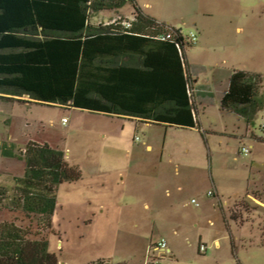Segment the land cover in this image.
Listing matches in <instances>:
<instances>
[{"label":"rangeland","instance_id":"374dc122","mask_svg":"<svg viewBox=\"0 0 264 264\" xmlns=\"http://www.w3.org/2000/svg\"><path fill=\"white\" fill-rule=\"evenodd\" d=\"M135 1L143 14L168 24L187 41L198 36L187 61L206 68L201 83L216 93L211 107L198 103L199 131L23 98L27 107L11 106L7 118L0 114V190L13 197L10 178H24L23 151L32 142L65 154L82 180L59 188L51 229L44 216L6 209H0V224L11 212V222L17 221L33 241L48 244L59 264H264V144L241 143L247 122L220 113L222 87L232 72L264 78V0ZM134 7L130 2L121 11L126 18L91 14L90 26L119 22L129 28ZM256 101L264 106V82ZM242 113L249 120L259 115L251 107ZM262 115L251 122L254 134L264 127ZM243 147L253 148L250 156L241 155ZM161 244L167 254L154 259ZM201 246L208 249L206 255L199 252Z\"/></svg>","mask_w":264,"mask_h":264},{"label":"trees","instance_id":"16d2710c","mask_svg":"<svg viewBox=\"0 0 264 264\" xmlns=\"http://www.w3.org/2000/svg\"><path fill=\"white\" fill-rule=\"evenodd\" d=\"M130 2L135 4L133 0H0V95L145 125L196 129L201 97L210 102L214 97L197 87L198 70L183 62L179 49L187 45L179 31H174L175 42L159 41L162 31L157 22L136 6L131 28H122L119 22L107 28L90 26L91 14L118 11ZM140 25L151 33L137 30ZM261 82V76L234 73L221 109L241 117L246 107L264 112L256 101ZM25 158V176L13 180V197L0 190V209L44 216L51 229L59 188L78 183L82 173L48 145L30 143ZM0 264L59 261L48 244L33 241L16 223H3Z\"/></svg>","mask_w":264,"mask_h":264},{"label":"crops","instance_id":"0c3cea01","mask_svg":"<svg viewBox=\"0 0 264 264\" xmlns=\"http://www.w3.org/2000/svg\"><path fill=\"white\" fill-rule=\"evenodd\" d=\"M134 2H135V6L138 8V9H140L139 8V6H138V4H137V2L135 1V0H133ZM127 5H129V3L127 4ZM126 5V6H127ZM125 6V7H126ZM124 7V8H125ZM123 8V9H124ZM123 9H121V10H118V11H112V12H103L102 14H101V17L104 15V16H107L108 14H110V15H112V16H115V17H125V16H123L122 14H121V11L123 10ZM134 9H135V7H134ZM141 10V9H140ZM142 11V10H141ZM143 13V12H142ZM135 15H136V13H134L133 12V14H132V16H133V18L135 17ZM143 16L144 17H146V18H149V19H152L151 17H149L148 15H145V14H143ZM126 18V17H125ZM153 21H155L154 19H152ZM156 22V21H155ZM158 23V22H157ZM164 25H167V26H169L168 24H164ZM188 52V51H187ZM187 64L190 66V63H188V61H187ZM191 68H194L195 70H198V75L196 76V85H197V87H200V88H206L207 90H209L210 91V93H211V95H213V97L215 98V96H216V93H215V90L213 89V87L211 86V85H209V84H202L201 83V80H202V77H204L205 75H207V70H206V68L205 67H203V66H199V65H192V66H190ZM237 72V71H236ZM236 72H232V74L229 76V77H227V79H226V81H225V83L223 84V92L221 93L222 94V98H221V103H222V101H223V99H224V97L227 95V93H228V91H229V88H230V80H231V78H232V76L234 75V73H236ZM243 73H245V72H243ZM249 74V73H248ZM207 97V96H206ZM5 98V99H4ZM9 100H12V101H16V102H13V103H9ZM209 100V98L207 97V98H204L203 96L201 97V99H200V101H199V105L201 106V107H211V104H212V102H210V101H208ZM17 101H20V102H17ZM23 101V99H19V98H15V99H10V98H8V97H6V96H1L0 95V102H2L1 103V106H2V108H0V114L2 115V116H5V118H7V114H6V111L8 112L10 109H11V106L12 107H23V106H28V104H26L25 102H22ZM23 104H22V103ZM221 103H220V106H221ZM6 107H10V108H7L6 110H5V112H3L4 111V109L6 108ZM57 108H59V107H57ZM64 110H74V109H72V108H64ZM199 110V109H198ZM76 111V110H75ZM221 112V114L224 112V113H228V112H225V111H223L222 109L220 110ZM230 114H233V113H230ZM263 112H261V113H259V115H255L254 117L255 118H257V117H262L263 115ZM246 115H243L241 118L242 119H244L247 123H246V126H245V129H246V131H245V134L243 133L242 135H240V141H241V143L242 142H245V141H247V142H259V143H261V144H264L259 138V135L258 134H254L253 132H251V122L255 119H253V120H249V119H246V117H245ZM4 118V119H5ZM116 119V118H115ZM117 119H120V118H117ZM261 119H263V118H261ZM6 120V119H5ZM125 120V119H124ZM125 121H129V122H133V123H138V124H144L143 122H141V121H139V120H129V119H126ZM5 123H7L8 125L11 123V121L10 120H7ZM194 131H199V129L198 128H196V129H193ZM235 136V135H234ZM28 143H29V141H28ZM33 143V142H32ZM35 144V143H34ZM0 146H1V141H0ZM251 149H253L252 147H251ZM147 150L148 151H151V148L150 147H148L147 148ZM4 154V152L2 151V148H0V156H2ZM23 154L25 155L26 154V151H23ZM25 161H26V159H25ZM27 165V164H26ZM26 171V170H25ZM16 176V175H15ZM11 180H12V182H13V180L14 179H18L17 177H15V178H10ZM14 184V183H13ZM179 191H181V189H179ZM262 206V205H261ZM11 213V212H10ZM8 214V215H4L3 216V218L2 219H5L6 218V222H11V219H10V217H11V214ZM9 217V218H8ZM0 220H1V217H0ZM6 222H2V223H6ZM12 223V222H11ZM15 223H16V225L18 224V222L17 221H15ZM216 246L217 247H219L220 246V244H219V242L217 241L216 242Z\"/></svg>","mask_w":264,"mask_h":264},{"label":"built area","instance_id":"2783aa9c","mask_svg":"<svg viewBox=\"0 0 264 264\" xmlns=\"http://www.w3.org/2000/svg\"><path fill=\"white\" fill-rule=\"evenodd\" d=\"M130 26V25H129ZM157 26H158V29H160L161 31H162V34L160 35V36H158V40L159 41H161V42H175V38H176V34H175V30H173L172 28H170L169 26H166V25H162V24H157ZM126 29H127V27H125ZM129 28H131V26L129 27ZM183 37H184V40H185V43H186V47H185V49H179V51H180V55H181V57H182V59H183V62L185 63V64H187V51H188V46H193V47H195V45L197 44V41H198V36L197 35H192L191 36V38L187 41V38L184 36V35H182ZM187 50V51H186ZM186 68V67H185ZM193 93V92H192ZM191 93V98L193 97V94ZM193 99V98H192ZM259 139L261 140V141H263L264 142V127H261L260 128V131H259ZM136 142H140V139L139 138H137L136 139ZM251 151H252V149H247V148H245V147H243L242 149H241V155L242 156H245V157H248V156H250L251 155ZM208 197L209 198H215V199H218V196L216 195V194H214V193H209L208 194ZM193 203H195V201L193 202ZM199 252L202 254V255H206L207 254V252H208V249L205 247V246H201L200 248H199ZM154 253L155 254H159L158 256H156L155 254H154V256H153V258L154 259H157V260H162V258H161V256L163 255V254H167V247H166V245L165 244H161V245H158L156 248H155V250H154ZM156 262V261H155ZM155 262H153V264H157V263H155Z\"/></svg>","mask_w":264,"mask_h":264},{"label":"clouds","instance_id":"9594fccd","mask_svg":"<svg viewBox=\"0 0 264 264\" xmlns=\"http://www.w3.org/2000/svg\"><path fill=\"white\" fill-rule=\"evenodd\" d=\"M264 143V142H263Z\"/></svg>","mask_w":264,"mask_h":264}]
</instances>
